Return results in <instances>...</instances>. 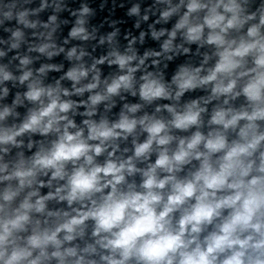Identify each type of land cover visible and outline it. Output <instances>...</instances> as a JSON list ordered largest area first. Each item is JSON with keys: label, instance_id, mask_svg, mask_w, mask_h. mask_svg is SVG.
<instances>
[{"label": "clouds", "instance_id": "1", "mask_svg": "<svg viewBox=\"0 0 264 264\" xmlns=\"http://www.w3.org/2000/svg\"><path fill=\"white\" fill-rule=\"evenodd\" d=\"M0 264H264V0H0Z\"/></svg>", "mask_w": 264, "mask_h": 264}]
</instances>
